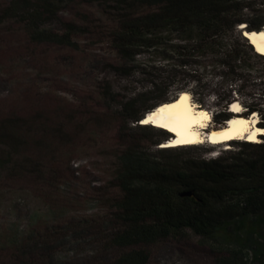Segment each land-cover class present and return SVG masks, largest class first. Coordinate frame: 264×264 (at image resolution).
<instances>
[{"label": "trees", "instance_id": "trees-1", "mask_svg": "<svg viewBox=\"0 0 264 264\" xmlns=\"http://www.w3.org/2000/svg\"><path fill=\"white\" fill-rule=\"evenodd\" d=\"M91 8L99 9L94 13ZM7 22L18 25L35 46L76 50L77 37H100L117 57V64L105 68L114 78L132 77L138 57L156 58L137 70L151 77L142 89L119 92L106 83L102 93L118 141L108 183L114 190L107 201L112 227L102 235L103 252L111 251L106 264H150L143 247L189 237L213 254L215 264H264V135L261 142L230 141L233 149L206 159L186 150L197 145L151 153L150 146L171 135L139 124L158 104L177 97L163 99L175 86L177 95H194L191 82L197 93L212 84L219 89L228 84L234 93L264 92V77L247 63H264V56L239 29L243 24L248 31L264 26V0H10L0 4V25ZM208 73L219 79H208ZM230 104H219L215 120L221 125L233 116ZM245 108L246 116L259 115L258 126L264 128V110L253 104ZM39 117L0 118V168L45 177L39 160L30 151L24 154L25 147H41L56 131L67 130L62 124L48 131ZM149 136L156 139L147 145ZM173 155L182 158L173 160ZM72 221L64 225L88 227L84 220ZM59 230L53 227L54 237Z\"/></svg>", "mask_w": 264, "mask_h": 264}, {"label": "rangeland", "instance_id": "rangeland-1", "mask_svg": "<svg viewBox=\"0 0 264 264\" xmlns=\"http://www.w3.org/2000/svg\"><path fill=\"white\" fill-rule=\"evenodd\" d=\"M9 1L0 0V4ZM96 9L99 8L91 11ZM74 10L67 13L68 18ZM76 43V50L54 45L35 46L27 43L18 25L8 22L0 25V118L10 115L40 118L41 115L38 123L47 125L48 131L62 124L67 130L56 131L41 147L37 144L25 147L24 154L30 151L39 160V169L44 168L43 179L11 171L8 166L0 168V264H106L110 261L111 251L103 252L102 235L112 227L107 201L114 190L108 183L118 141L117 124L102 93L106 83L119 92L142 89L151 77L147 71H138L156 58L138 57L134 62L138 71L132 77L114 78L105 73L108 64L118 63L107 42L87 34L77 37ZM247 63L253 73L264 77V63L255 60ZM207 75L214 82L219 79L211 78L210 73ZM177 87L168 90L163 99L176 97ZM188 88L194 92L190 94L192 102L207 109L215 124H220L215 120L220 103L236 100L244 113L249 104L264 110L261 90L234 93L228 84L220 89L212 84L208 90L197 93L194 82ZM33 135L40 136V133L33 131ZM155 139L149 136L146 144ZM261 141L259 138L258 142ZM165 142L150 146L149 151L155 153L157 149L167 148ZM213 146L204 142L186 150L208 159L233 149L234 145L225 142ZM181 158V155L171 157ZM83 220L88 227H76L74 222ZM71 221L74 226L64 225ZM56 226L60 230L54 237ZM143 248L150 254V264H215L213 254L191 237Z\"/></svg>", "mask_w": 264, "mask_h": 264}, {"label": "bare ground", "instance_id": "bare-ground-1", "mask_svg": "<svg viewBox=\"0 0 264 264\" xmlns=\"http://www.w3.org/2000/svg\"><path fill=\"white\" fill-rule=\"evenodd\" d=\"M244 27L243 24L239 29L242 31ZM246 37L253 50L264 56V28L246 32ZM229 108L232 118L223 125L215 124L210 112L192 102L190 93L183 91L176 98L150 110L141 124L169 133L171 139L167 140V148H184L204 142L209 145L239 140L258 142L259 136L264 135V128L258 126L256 112L246 116L236 100L231 102Z\"/></svg>", "mask_w": 264, "mask_h": 264}, {"label": "water", "instance_id": "water-1", "mask_svg": "<svg viewBox=\"0 0 264 264\" xmlns=\"http://www.w3.org/2000/svg\"><path fill=\"white\" fill-rule=\"evenodd\" d=\"M246 32H250V31H248V30H246V29L242 30V34H243L244 37H246ZM246 38H247V37H246ZM146 116H147V113L144 114V116L142 117V119H141V121H140V124H141V122L143 121V119H144ZM182 195H183V196H184V195L190 196L191 194H190V193H183Z\"/></svg>", "mask_w": 264, "mask_h": 264}, {"label": "snow or ice", "instance_id": "snow-or-ice-1", "mask_svg": "<svg viewBox=\"0 0 264 264\" xmlns=\"http://www.w3.org/2000/svg\"><path fill=\"white\" fill-rule=\"evenodd\" d=\"M252 138H254V137H249V139H252Z\"/></svg>", "mask_w": 264, "mask_h": 264}, {"label": "clouds", "instance_id": "clouds-1", "mask_svg": "<svg viewBox=\"0 0 264 264\" xmlns=\"http://www.w3.org/2000/svg\"><path fill=\"white\" fill-rule=\"evenodd\" d=\"M230 109V108H229Z\"/></svg>", "mask_w": 264, "mask_h": 264}]
</instances>
